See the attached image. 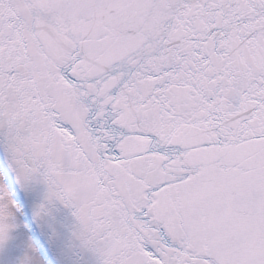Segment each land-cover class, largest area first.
I'll use <instances>...</instances> for the list:
<instances>
[{"label":"snow or ice","instance_id":"6c2138e0","mask_svg":"<svg viewBox=\"0 0 264 264\" xmlns=\"http://www.w3.org/2000/svg\"><path fill=\"white\" fill-rule=\"evenodd\" d=\"M0 150V249L264 264V0H0Z\"/></svg>","mask_w":264,"mask_h":264},{"label":"water","instance_id":"95a60500","mask_svg":"<svg viewBox=\"0 0 264 264\" xmlns=\"http://www.w3.org/2000/svg\"><path fill=\"white\" fill-rule=\"evenodd\" d=\"M0 160L2 164L4 165V154L2 150H0ZM37 195H38V192L37 194H33L30 197H25L24 198L25 204L30 205L32 200L37 198ZM55 217L57 220L58 227H59L60 222H67L71 219L67 210L62 209V208L55 212ZM34 223L36 224L38 231L40 232V235L42 237V240L45 243L47 250L49 251L48 253L50 257L52 258V260L55 262V264H95L94 257L86 251L80 250L79 248L73 247L64 242H57V244L55 245L49 244L45 238L44 229L42 228V226L38 225L35 221ZM48 253H46L47 256H48ZM49 261H50V258H49ZM50 263L52 264L51 261Z\"/></svg>","mask_w":264,"mask_h":264},{"label":"rangeland","instance_id":"374dc122","mask_svg":"<svg viewBox=\"0 0 264 264\" xmlns=\"http://www.w3.org/2000/svg\"><path fill=\"white\" fill-rule=\"evenodd\" d=\"M25 222L19 221V227L12 234V239L0 249V264H15L17 258L22 254L24 244L32 239L26 228Z\"/></svg>","mask_w":264,"mask_h":264},{"label":"bare ground","instance_id":"6f19581e","mask_svg":"<svg viewBox=\"0 0 264 264\" xmlns=\"http://www.w3.org/2000/svg\"><path fill=\"white\" fill-rule=\"evenodd\" d=\"M24 219H26L24 214L19 216V221L23 222ZM28 231H29V234L33 235L31 227H30V229H28ZM32 245L37 250V255L41 261V264H49L50 261H48V259H47V255H46L45 249H44L41 241L39 239H37V240L34 239V241H32Z\"/></svg>","mask_w":264,"mask_h":264}]
</instances>
